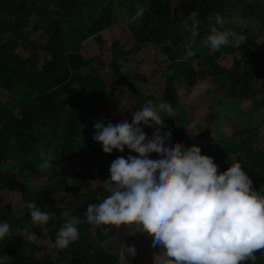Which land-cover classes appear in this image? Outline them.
Masks as SVG:
<instances>
[{
	"label": "trees",
	"instance_id": "1",
	"mask_svg": "<svg viewBox=\"0 0 264 264\" xmlns=\"http://www.w3.org/2000/svg\"><path fill=\"white\" fill-rule=\"evenodd\" d=\"M138 2L144 0H0V91L6 95L5 101L0 96V190L13 184L18 204L35 201L40 207L39 202L45 200H52L54 204L49 211L53 213L52 218L39 226L31 222L26 207L21 215L16 216L9 203L0 204V221H7L11 229L6 240L0 242V264H53L49 257L38 258L40 248L32 239H25L17 232L40 236L45 230L52 243L65 219L63 213L83 218L87 204L97 203L107 195L100 186L80 203L64 202V196L59 199L56 196L57 186L65 185L64 177L37 191L22 186L21 180L30 179L41 171L37 167L41 148L52 151L56 157L52 169L58 172L62 162H68L80 172L99 166L103 181L108 178L110 161L116 150L111 154L104 153L101 144L92 137L98 116L105 114L110 104L109 87L124 86L132 92L133 112L146 101L153 104L161 100L170 102L174 109V125L170 127L168 141L176 140L185 147L192 144L183 129L189 116L186 108L178 102L179 85L191 87L197 78L208 75L213 80L214 91L221 89L230 99L241 101L246 97L250 100L259 91L250 90L249 83L257 76L264 79V55L258 50L248 24L229 25L228 15L235 11L245 19L256 20L264 30V3L198 0L197 26L192 32L185 23L191 24V18L180 19L173 15L172 0H148L149 7L143 16L136 24H129L127 18L135 11ZM116 8L124 14L126 30L110 43L109 57L105 61L90 54L85 57L82 47L101 43L102 33L117 24ZM34 11L47 15L46 21L41 27L34 25L28 29L26 22ZM217 14L226 19V27L245 37L238 43L237 55L232 53L230 45L215 52L202 45L197 47L209 33V25L215 24ZM36 29H40L45 37L41 45L34 46L30 36ZM18 40L47 55L41 67L37 65L35 53L25 59L10 49L11 41ZM186 45L192 46L190 55L186 54ZM153 52H159L169 63L161 72L162 88L156 95L121 73L119 67L120 62L151 58ZM226 55H232V63L229 67H220L217 61ZM105 67L111 69L108 83L101 77ZM83 70L88 72L82 75ZM239 84L243 97L238 96ZM251 103L261 107L264 99L251 100ZM109 121L117 123L110 117L103 122L106 125ZM239 121L245 129L252 125L245 114L239 116ZM140 126L146 130L147 125ZM199 147L202 154L213 157L218 172L227 168L226 158L234 154L244 156L241 165L248 172L253 188L260 191L264 186V147L254 150L248 137H224V140L216 141L212 136ZM52 169L44 173H50ZM7 171H14L16 179L7 177L4 174ZM90 227L81 223L78 240L65 249H58L63 264H120L116 253L108 252L98 244L105 235L104 231L114 226L95 227L94 234ZM117 240L131 243L135 238L128 235ZM261 251L264 250L254 253L258 256L256 264H264V257L259 256Z\"/></svg>",
	"mask_w": 264,
	"mask_h": 264
},
{
	"label": "clouds",
	"instance_id": "2",
	"mask_svg": "<svg viewBox=\"0 0 264 264\" xmlns=\"http://www.w3.org/2000/svg\"><path fill=\"white\" fill-rule=\"evenodd\" d=\"M149 7L148 0L138 2L135 11L127 18L136 24ZM186 27L196 31L195 13ZM220 14L199 46L216 51L224 46L245 40ZM264 41L260 38L258 42ZM235 42V43H234ZM190 55L191 45H186ZM170 102L161 100L153 104L146 101L132 113L131 122L94 124L93 140L101 144L102 151L124 152L125 148L138 155L116 157L109 166V176L103 181L107 193L97 203L87 204L83 218L69 215L55 233L51 247L65 249L79 238L81 223L94 227L121 225L149 234L159 248L152 255V264H256V250H264V186L260 191L243 170L239 160L231 162L218 172L213 157L201 153L198 145L185 147L172 140L171 128L163 127L164 117L172 116ZM141 124L152 126L148 136ZM156 155L153 156L152 154ZM56 157L52 151L39 150L37 167L42 172L52 169ZM34 225H44L53 213L42 211L35 201H27ZM7 221H0V242L10 234ZM35 239L34 234L29 237ZM135 256L134 245L119 250L121 261ZM264 257V251L259 254ZM129 264V262H128Z\"/></svg>",
	"mask_w": 264,
	"mask_h": 264
},
{
	"label": "rangeland",
	"instance_id": "3",
	"mask_svg": "<svg viewBox=\"0 0 264 264\" xmlns=\"http://www.w3.org/2000/svg\"><path fill=\"white\" fill-rule=\"evenodd\" d=\"M245 2H255V3H264V0H242ZM199 9L198 0H172V13L178 18H191V13H196ZM117 11V24L105 30L103 34V40L99 44H93L92 46H84L81 49L82 54L87 57L88 54L92 56H98L101 60L105 61L108 57V49L110 43L116 40L122 31H125L126 28V20L124 14L121 12L119 8H116ZM229 25L241 26L243 23H247L251 30V36L255 43H258V50L264 55V41L258 42L260 38H264V30L260 29L257 25L256 20H248L243 18L237 12L233 11L229 13ZM47 15L39 14V12L34 11L30 14L27 19V28L31 29L34 25L36 27H41L44 25L46 21ZM44 33L40 29H36L30 36L31 43L36 45H41L44 41ZM7 38V37H6ZM89 41V40H88ZM235 43V42H234ZM10 49L20 54L23 58L27 59L36 54V61L38 67H41L42 63L47 59V55L33 47L27 45L26 43L18 40L11 41ZM232 49V53L234 55L238 54V44L230 45ZM215 52V51H211ZM89 55V56H90ZM150 57H143L140 60H133L129 62H120V72L128 75L134 81L143 84L145 90L148 93L157 94L161 91L162 88V80H161V72L166 69L169 64L165 58L159 52H153L150 54ZM220 67H229L232 63V55L222 56L217 61ZM86 71L83 70L80 74L83 75ZM88 72V71H87ZM86 72V73H87ZM99 72V71H98ZM111 69L109 67H105L101 71V77L108 83L110 78ZM257 76V75H256ZM258 77V76H257ZM251 78L249 83L250 90H259L255 96H252L250 100L246 97H243V93L239 90L241 85L237 86L238 96L243 97L242 100L235 101V105L233 102H227L230 96L221 89H216L214 91V83L210 76H204L203 78H197L196 84L191 87H183L182 85L178 86L177 94L179 96L180 102L184 103L188 109L187 113L189 116L188 123L183 127L187 140L193 145H198L199 143H206L208 139L215 136L216 141H220L222 134L225 137L231 136H240V137H248L250 139L251 145L254 150H260L264 147V106H256L251 104V100L253 102H258L264 99V79L260 77ZM178 85V84H177ZM108 92L109 99H111L110 104L108 105L107 112L101 116H98L99 121H104L106 118H115L117 122H122L124 119H127L131 122L132 113L134 110V95L132 92L127 91L124 86L118 87H109ZM0 96L2 101L6 100V95H2L0 91ZM121 96V97H119ZM236 101L237 106H236ZM115 102V103H114ZM226 102L225 111L227 109H231L235 107L238 110H242V114L245 112H251L249 114H245V118L251 121V126L248 129L244 127L238 128L239 124L238 120L235 116L231 115L229 111H227V115L221 116V114L217 117L219 112L221 111L222 105ZM229 112V113H228ZM173 118L172 116L164 117L163 127L170 128L173 126ZM216 118V119H215ZM227 119L224 124L225 119ZM261 118V119H260ZM214 120V121H213ZM235 122V123H234ZM238 124V125H237ZM200 125H202L200 127ZM154 125L146 126V130L144 132L150 136L154 130ZM205 127V130H204ZM222 131V132H220ZM224 140V138H223ZM138 155L134 152H130L127 148H125L124 152H119L116 150L114 158L110 161V163L118 156L127 155ZM153 156L156 154L153 153ZM244 158V156H243ZM242 156L239 154H234L231 157L226 158L225 164L227 167L230 166L231 162L239 160L242 163ZM100 167L94 166L91 171L80 172V170L74 165L68 162H62L61 171L58 172L55 169H52L50 173H44L42 171L38 172V174L30 179L21 180L22 186L28 188L30 191H37L43 185H52L55 181H59L62 177H64L65 185H58L56 188V196L57 199L62 196V201L64 202H77L80 203L90 195H93L103 183V176L100 174ZM248 175V172L245 171ZM256 172V171H255ZM254 172V173H255ZM4 174L11 178H15L14 171H7ZM15 187L13 184H9L4 189L0 190V204L9 203L12 207V212L14 215L19 216L22 214L23 209L20 208L21 204L15 202ZM40 208L42 211L49 212L54 206L52 200H45L39 202ZM95 227H90V232L94 234ZM25 239H30L31 235L25 234L23 232L18 231ZM104 237L99 241V245L108 252L116 253L119 258V250L122 247H127L128 245H134L136 254L135 256H128L125 253V258L128 260L129 264H152V255L154 252H158L159 248L149 239V234L135 230L131 226H120L116 227H108L104 231ZM134 235L135 241L131 243H120L117 238ZM33 242L40 248L37 253L38 258L49 257L52 260L53 264H63V261L60 259L59 250L51 248V241L48 238L46 231L44 230L40 236H35V239H32ZM120 264H128L127 261H121L119 258Z\"/></svg>",
	"mask_w": 264,
	"mask_h": 264
},
{
	"label": "crops",
	"instance_id": "4",
	"mask_svg": "<svg viewBox=\"0 0 264 264\" xmlns=\"http://www.w3.org/2000/svg\"><path fill=\"white\" fill-rule=\"evenodd\" d=\"M177 98H178V102L184 107V108H186V110L188 109V107L184 104V103H181L180 102V99H179V96H178V94H177ZM226 99H228L227 100V102H233L234 103V105H235V101H233L232 99H230V98H226ZM239 101V100H238ZM238 101H236V106H237V102ZM239 103V102H238ZM252 104V103H251ZM225 105H226V102L224 103V105H222V107H221V111L219 112V114L217 115V117L221 114V116H225V115H227V111H229L230 112V114L231 115H233V116H235L236 117V119L238 120V122H239V124H240V121H239V116H241V112H242V110L240 109V110H238V109H236L235 107H233V108H231V109H227L226 111H225ZM228 112V113H229ZM249 113H251V112H245V114H249ZM262 118V117H261ZM260 118V119H261ZM216 119V118H215ZM225 119V118H224ZM214 121V120H213ZM226 121H227V119H225V121H224V124L226 123ZM235 123V122H234ZM250 124H251V121H250ZM238 125V124H237ZM238 128H242V125H238ZM220 132H222V131H220ZM223 133V132H222ZM220 134L219 136H222V138H224L225 136L223 135V134ZM213 136V134L211 135V137ZM210 137V138H211ZM231 137H237V135L236 136H231ZM209 138V139H210ZM227 138H230V137H227ZM209 139H208V141H209ZM207 143V142H206ZM201 144H205V143H202V142H200L199 143V145H201Z\"/></svg>",
	"mask_w": 264,
	"mask_h": 264
}]
</instances>
